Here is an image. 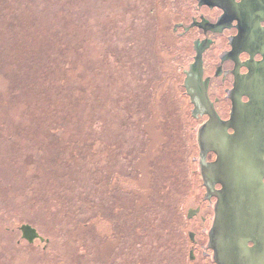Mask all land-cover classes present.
<instances>
[{"label": "rangeland", "instance_id": "1", "mask_svg": "<svg viewBox=\"0 0 264 264\" xmlns=\"http://www.w3.org/2000/svg\"><path fill=\"white\" fill-rule=\"evenodd\" d=\"M175 4L0 0V232L35 227L39 264H182L201 181Z\"/></svg>", "mask_w": 264, "mask_h": 264}, {"label": "flooded vegetation", "instance_id": "2", "mask_svg": "<svg viewBox=\"0 0 264 264\" xmlns=\"http://www.w3.org/2000/svg\"><path fill=\"white\" fill-rule=\"evenodd\" d=\"M176 4L168 11L171 32L178 39L190 46V62L182 69L183 79L194 63L195 57L200 61V78L196 77L190 90L195 93L191 99L185 93L190 107V115L196 121L195 127L212 119L220 127H227V133L234 132L230 123L237 118L247 124H255L262 115L249 111L255 107L250 103L249 92L254 86L250 80L251 70L264 60V0H175ZM242 87L237 89L238 83ZM203 89L209 102L204 103L201 92ZM204 99V98H203ZM195 100V103H194ZM240 102L243 112L238 116L234 113V103ZM194 110V115L191 111ZM212 117H211V116ZM194 127V128H195ZM199 151L194 156L197 169ZM216 154L208 151L203 154L201 163H212ZM264 165V155L262 156ZM195 169V171H197ZM199 179V173L196 172ZM264 180V178H263ZM201 181L200 190L194 195V205L188 210L190 223L188 235L183 241L184 260L182 264H217L212 259L216 253L217 243L211 230L216 201L215 193L220 184L212 185ZM21 225V224H20ZM20 225L14 229L5 228L0 232V264H24L35 256L39 264V251L27 249L24 244L46 249L48 239L35 238L28 242L20 231ZM4 228V227H3ZM252 246V242L247 243Z\"/></svg>", "mask_w": 264, "mask_h": 264}, {"label": "water", "instance_id": "3", "mask_svg": "<svg viewBox=\"0 0 264 264\" xmlns=\"http://www.w3.org/2000/svg\"><path fill=\"white\" fill-rule=\"evenodd\" d=\"M264 57V47L261 51ZM200 61L185 72L182 86L185 93L194 99L190 85L200 78ZM250 80L254 86L248 93L250 103L256 105L249 111L262 115L255 124H245L237 118L230 123L234 132L220 127L212 119L195 127V142L199 151L197 172L203 183L220 184L213 203L214 217L209 235H214L217 246L212 255L217 264H264V60L251 70ZM242 87L238 83L237 89ZM204 103L209 102L203 89ZM195 103V100H194ZM234 113L243 112L240 102L234 101ZM194 110L191 113L194 115ZM211 116V115H210ZM212 117V116H211ZM212 151L216 159L207 165L201 163L203 154ZM23 237L32 242L42 237L28 223L20 225ZM252 242V246L247 243Z\"/></svg>", "mask_w": 264, "mask_h": 264}]
</instances>
